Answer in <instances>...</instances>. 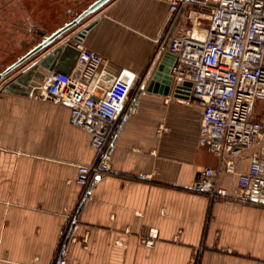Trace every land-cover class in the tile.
Segmentation results:
<instances>
[{"label":"crops","instance_id":"crops-1","mask_svg":"<svg viewBox=\"0 0 264 264\" xmlns=\"http://www.w3.org/2000/svg\"><path fill=\"white\" fill-rule=\"evenodd\" d=\"M96 1L0 0V45L13 46L2 52L0 70ZM172 1L111 0L32 59L73 45L91 26L82 42L114 76L123 69L143 76L119 116L112 172L89 193L76 183L77 167L93 164L97 153L91 135L71 122V109L5 93L0 84V264H264V204L193 190L203 170L221 166L201 140L203 107L174 92H149L152 79L145 83L157 58L173 55V34L163 46L183 7L173 13ZM199 9L188 3L179 24ZM209 28L208 19L200 20L195 36L206 39ZM263 114L259 103L256 119ZM233 158L247 172L264 159V136ZM217 181L238 189V175L221 171Z\"/></svg>","mask_w":264,"mask_h":264},{"label":"built area","instance_id":"built-area-1","mask_svg":"<svg viewBox=\"0 0 264 264\" xmlns=\"http://www.w3.org/2000/svg\"><path fill=\"white\" fill-rule=\"evenodd\" d=\"M187 0H173L172 11ZM189 24L176 26L170 52L177 58L176 78L191 82L189 101L203 107L201 140L220 159L219 169L207 168L193 190L213 199L243 204H264V159L254 160L247 172H239L235 152L255 147L264 136V0H200ZM208 19L206 39L195 36L200 20ZM76 40L80 56L70 75L48 71L44 81L31 88L32 96L71 109V122L91 135L96 161L77 167L76 183L91 188L97 176L112 172L116 152L113 135L121 111L143 76L123 69L116 76L109 62ZM221 171L238 175L235 193L219 186ZM157 238L158 231L152 230ZM150 239L147 245L153 246Z\"/></svg>","mask_w":264,"mask_h":264},{"label":"water","instance_id":"water-1","mask_svg":"<svg viewBox=\"0 0 264 264\" xmlns=\"http://www.w3.org/2000/svg\"><path fill=\"white\" fill-rule=\"evenodd\" d=\"M110 1L111 0H97L92 5H90L89 8L85 10L79 17L65 24L63 27L59 28L51 35L45 37L36 46H34L33 49H31L26 55L22 56L16 63L12 64L4 72L0 73V81L20 66L26 64V62H28L29 60L39 56L43 51L50 49L59 38H61L63 35L71 31L75 27L79 26V24L85 18L96 13L98 10L107 5ZM187 2L199 4L200 0H187ZM184 10L185 7L182 8L181 12L175 19V22L172 25V28L170 29L169 34L164 43L163 50L169 42L176 26L180 22L181 15ZM90 28L91 26L83 30V32L78 34L75 39L78 41L82 40L87 30ZM79 56L80 51L71 44H67L64 47L57 48L47 54L45 57L36 61L30 68L22 72L14 81L8 84L4 91L5 93L18 94L22 96H31L29 90L31 88V85L35 82L39 83L44 81L46 78V71L54 70L65 75H70L76 65ZM174 59L175 57L170 54H165L164 56L160 55V57L157 58L155 62L156 70L154 69L153 71H150L147 74L145 78V83L152 79L150 86L148 87L149 92L161 93L165 95H169L171 92H174L176 97H182L188 100L192 83L183 81L182 79L175 77L174 71L178 66V62H174ZM143 87L145 88L146 86L144 85ZM101 178L102 176H97V180H100ZM90 190L91 189L89 188L88 193L90 192ZM84 203L85 200L82 202L75 220L78 219L79 214L81 213V210L84 206ZM74 227L75 222L70 230L65 247L69 243Z\"/></svg>","mask_w":264,"mask_h":264},{"label":"flooded vegetation","instance_id":"flooded-vegetation-1","mask_svg":"<svg viewBox=\"0 0 264 264\" xmlns=\"http://www.w3.org/2000/svg\"><path fill=\"white\" fill-rule=\"evenodd\" d=\"M42 33V32H41ZM43 34V33H42ZM33 39L32 38H26L25 40H23V44L24 45H27L30 41H32ZM15 45V41H13L12 42V45ZM34 46H36V45H34ZM33 46V47H34ZM9 47L11 48V49H9ZM9 47H4V46H1L0 47V57H2V52L3 51H8V50H12L13 49V46H9ZM33 47L32 48H30L29 49V51L31 50V49H33ZM28 51V52H29ZM27 52V53H28ZM4 53V52H3ZM26 53V54H27ZM26 54H24V55H26ZM23 55V56H24ZM22 56H20L16 61H14L13 63H11V64H9V65H7L6 66V68L4 69V70H0V73H2V72H4L9 66H11L12 64H14V63H16L20 58H21ZM32 60V59H31ZM29 60L28 62H26V64H24V65H26L24 68H22V70H21V67L22 66H24V65H22V66H20L19 68H17L16 70H14L12 73H10L9 75H7V76H5L1 81H0V84L2 85V91L3 92H5L4 91V89L8 86V84H10L12 81H14L22 72H24L25 70H27L28 68H30L34 63H35V61L34 60ZM31 61V62H30ZM34 61V62H33Z\"/></svg>","mask_w":264,"mask_h":264},{"label":"bare ground","instance_id":"bare-ground-1","mask_svg":"<svg viewBox=\"0 0 264 264\" xmlns=\"http://www.w3.org/2000/svg\"><path fill=\"white\" fill-rule=\"evenodd\" d=\"M34 84V83H33ZM35 84H36V82H35Z\"/></svg>","mask_w":264,"mask_h":264},{"label":"rangeland","instance_id":"rangeland-1","mask_svg":"<svg viewBox=\"0 0 264 264\" xmlns=\"http://www.w3.org/2000/svg\"><path fill=\"white\" fill-rule=\"evenodd\" d=\"M2 45H0V47H1Z\"/></svg>","mask_w":264,"mask_h":264}]
</instances>
